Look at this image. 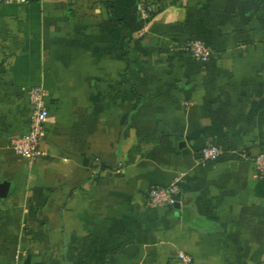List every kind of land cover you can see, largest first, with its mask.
<instances>
[{
  "label": "crops",
  "instance_id": "obj_1",
  "mask_svg": "<svg viewBox=\"0 0 264 264\" xmlns=\"http://www.w3.org/2000/svg\"><path fill=\"white\" fill-rule=\"evenodd\" d=\"M36 86L29 163L10 141ZM260 152L264 0L0 3V264H264ZM175 179L174 204H148Z\"/></svg>",
  "mask_w": 264,
  "mask_h": 264
},
{
  "label": "built area",
  "instance_id": "obj_2",
  "mask_svg": "<svg viewBox=\"0 0 264 264\" xmlns=\"http://www.w3.org/2000/svg\"><path fill=\"white\" fill-rule=\"evenodd\" d=\"M12 1L13 0H0V3H9ZM139 10L142 18H148L149 13L145 7L140 6ZM184 49L195 59L203 62L207 61L211 54L209 47L199 39L190 40L185 44ZM44 97L45 91L41 87L36 86L30 89L29 100L32 113L29 130L25 134L14 137L10 141L13 151L26 159L29 163L34 162L42 154L39 148V143L44 133V123L48 115V109L45 105ZM221 155V150L215 145L205 147L201 150V157L204 160L215 159ZM252 160L254 164V179L256 181L264 182V152H260L253 156ZM178 192L179 186L177 184V179L167 186L151 187L147 195L148 204L151 206L172 205L176 201ZM177 257L183 264H188L191 261V258L183 252H178Z\"/></svg>",
  "mask_w": 264,
  "mask_h": 264
},
{
  "label": "trees",
  "instance_id": "obj_3",
  "mask_svg": "<svg viewBox=\"0 0 264 264\" xmlns=\"http://www.w3.org/2000/svg\"><path fill=\"white\" fill-rule=\"evenodd\" d=\"M260 184H262V186H264V182L258 181Z\"/></svg>",
  "mask_w": 264,
  "mask_h": 264
}]
</instances>
